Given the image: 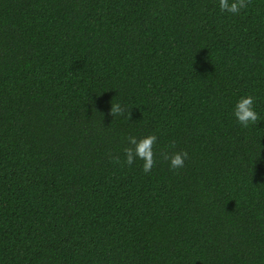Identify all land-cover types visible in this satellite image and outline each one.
<instances>
[{"label":"trees","instance_id":"1","mask_svg":"<svg viewBox=\"0 0 264 264\" xmlns=\"http://www.w3.org/2000/svg\"><path fill=\"white\" fill-rule=\"evenodd\" d=\"M0 264H264V0H0Z\"/></svg>","mask_w":264,"mask_h":264},{"label":"clouds","instance_id":"2","mask_svg":"<svg viewBox=\"0 0 264 264\" xmlns=\"http://www.w3.org/2000/svg\"><path fill=\"white\" fill-rule=\"evenodd\" d=\"M251 0H219V7L222 12H228L231 14H238L242 9L248 7ZM255 97L248 95L241 97L235 105L234 116L238 123L248 128L250 124H255L259 119L258 113L254 108ZM125 112L128 114V118L131 117L129 109L123 107L120 103H113L110 108V115L113 117L124 115ZM157 136L155 134L148 135L146 137L138 139L135 136L127 137V146L123 149L125 154V161L128 166H131L137 159L143 161V171L149 173L156 164L154 146L157 143ZM175 144L173 142L172 147ZM188 157L187 151L175 152L171 155L167 153L163 154V158L169 161V166L172 170H177L184 167L185 160ZM114 163H121L120 157H110ZM123 166V165H122Z\"/></svg>","mask_w":264,"mask_h":264}]
</instances>
